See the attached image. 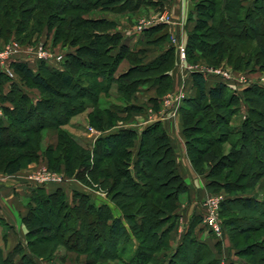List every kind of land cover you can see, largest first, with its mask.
<instances>
[{"label": "trees", "instance_id": "16d2710c", "mask_svg": "<svg viewBox=\"0 0 264 264\" xmlns=\"http://www.w3.org/2000/svg\"><path fill=\"white\" fill-rule=\"evenodd\" d=\"M158 1L164 0H0V31L3 27L9 35L20 24L25 27L33 21L35 25H42L40 19H45V24L57 31L55 42L75 49L60 69L44 62H38L35 69L20 62L11 63L14 74L40 94L33 99L12 82L9 95L0 96L1 102L12 105V108L1 106L0 143L14 141L15 147L22 151L16 157L33 160L38 154L43 130H58V145L47 147L41 154L54 170L60 171L63 167L68 175L76 173L80 179L82 173H88L92 162L90 173L98 172V180H95L99 185H108L112 191L109 201L120 210V215L115 216L107 205L96 206L88 193L74 192L73 205H70L62 188L47 192L42 186L32 187L29 214L23 218L27 242L17 243L7 254L0 250V264H37V259L50 260L60 244L69 251L87 255V264L99 259L118 260L121 264H220L209 245L200 242L195 233L202 217L193 218L177 246H171L178 220L177 203L187 187L163 125L156 122L139 133L132 129L111 130L121 114H127L128 118V114L140 111V107L127 102L122 108H102L99 103L98 86L102 83H117L119 91L125 95L149 84L162 96L171 84L169 64L174 50L162 49L156 59L142 64L138 56L147 51L144 47L132 49L121 33L115 31V23L88 19L86 15L97 8L116 12L125 4L138 7L147 3L155 5ZM244 1L201 0L192 12L196 20L189 38L216 33L219 37L227 35L230 40H238L245 33L254 45V53L264 60V0H249L243 5ZM209 4L213 10L208 9ZM202 7L206 12H202ZM255 24L261 25L260 29ZM163 28L147 29L143 34L144 45L163 42L166 31L154 34ZM206 44L210 45L206 57L211 58L212 45ZM190 47L189 53L195 49L203 52V48L195 44ZM227 53L229 57L230 52ZM250 57L234 59L238 60V70L249 66ZM122 59L128 60L131 67L115 75ZM156 70L159 73L148 75ZM136 74L140 76L134 78ZM85 77L93 78L92 82L85 81ZM191 77L197 94L184 100L180 114L186 155L193 170L205 178L207 192L224 190L229 195L220 204V217L232 206L258 213L244 220L222 221L225 230L235 232H230L234 255L249 257L245 262L237 260L228 264H264V256L257 255L264 251V234L258 240L249 239L251 233H264V199L232 194L264 178V136H255L264 135V87L252 85L237 94L217 79L208 84L204 74L196 72ZM84 100L93 104L88 125L102 133L92 148L61 130L70 117L85 109ZM158 100L156 97L152 102L158 104ZM240 107L245 111L244 119L240 126L231 128V119ZM231 137L235 140H230ZM225 143L230 147L227 152L222 147ZM106 161L109 164H103ZM4 166L2 171L6 170L7 163ZM115 188L123 190L120 197L124 202L115 201ZM138 200L142 203L137 206ZM47 202L51 209L55 208L54 215L59 210L73 214L70 221L62 225L65 234L57 235L53 223L36 217L37 205L42 207ZM97 227L108 233L107 241L106 238L101 240ZM200 229L204 230L202 225ZM58 236L62 238L60 242ZM241 238L248 244L240 245ZM73 240L71 249L69 243ZM55 241L57 244L51 245L48 251L38 247L42 242L46 245ZM219 246V242L216 243V248Z\"/></svg>", "mask_w": 264, "mask_h": 264}, {"label": "rangeland", "instance_id": "374dc122", "mask_svg": "<svg viewBox=\"0 0 264 264\" xmlns=\"http://www.w3.org/2000/svg\"><path fill=\"white\" fill-rule=\"evenodd\" d=\"M249 0H245L243 5L248 4ZM201 2V0H164L162 2L158 1L155 5L150 4H143L138 7H134L131 4L122 5L119 11H108V10H100L97 8L96 10L92 11L90 14H87L86 17L88 19H106L110 22L116 24L115 31L120 32L123 36V40L126 44L132 49H139L144 47L147 51L138 56V60L142 62V64H146L160 54L162 49H173L174 55L171 58L170 62V75L173 73L175 78L171 79V84L168 90H166L162 96H158L155 91V87L147 84L142 85L135 89L134 92L125 95L119 91V85L117 83H102V85L98 86V90L100 89L99 93V103L100 107H117L122 108L124 107L127 102H131L132 105L139 106L140 111L133 112L131 115L128 114V118H126L127 114H121L118 121H116L115 126L111 130L115 129H124L126 126L133 127L136 123H139L140 120H143L146 112L150 113H164L169 109L171 106L172 100L174 101L175 98H179L178 102H180L183 98L193 97L196 93V88L192 83V74L198 71L200 74H204L206 81L208 84L213 82L214 79H217L223 82L227 88L234 93L240 94L243 90L248 88L252 85H258L264 87V60H262L258 55L254 53V45H251L250 37H247V34L244 33L238 40H230V38L225 35L219 37L216 33L205 35H197V39H190L189 34L192 30V27L195 23L196 18L192 16V12L195 10V6ZM122 2L121 4H123ZM203 3V2H202ZM200 4V3H199ZM209 6H211L209 4ZM209 10L212 9V6L208 8ZM213 10V9H212ZM202 12H206V9L202 7ZM193 17V18H192ZM25 20V19H24ZM43 21L42 25H35L33 21H30L28 24L22 26L21 24L18 25L16 28L12 29V33L7 35L4 28H1L0 31V53L9 50H15L17 60L20 59H27L28 61L20 62L22 64H26L29 67L35 69L38 62L37 56L39 54H49L51 56L60 55L63 59L61 62L57 61H50L44 62L50 67L60 69L62 68V64L64 60L67 59V56L70 52H74L75 49L70 47L68 44H63L62 42H55L54 38L56 37L57 31L54 27L50 28L48 24H45V19H40ZM41 21V22H42ZM27 21H25L26 23ZM255 22V21H254ZM256 23V22H255ZM255 24L254 26H256ZM148 26L149 28L156 27V26H164L163 29L155 32L162 33L166 31L167 36L163 42L159 43H152L153 45H144L145 39L143 38V34L147 30H142L138 32V29L141 27ZM258 29H260L261 25H257ZM136 34V35H130ZM131 37H128V36ZM177 42L182 43V46L185 50L184 59L181 60L180 56H178L176 52L175 45ZM209 42L212 45V57H206V54L210 52L208 49L210 45L206 44ZM191 44H195L200 48H203V52L200 49H195L192 53L188 51ZM214 44V45H213ZM194 49V47H193ZM216 50V51H214ZM229 53V57H227V52ZM208 52V53H207ZM235 52V53H234ZM247 55V56H246ZM251 56V62L249 66L245 67L244 69L241 67L238 70V60H234L237 56H244L245 60L248 56ZM212 60H209V59ZM234 61V62H233ZM259 63V64H258ZM11 63L8 60L0 59V96L2 95H9L10 88L12 87V82H15L17 86H19L25 93L29 94L33 99L39 97V91L34 88L30 83L26 81H22L17 75L14 74V71L11 68ZM131 65L128 60L122 59L116 67L115 75H118L128 68ZM5 72H10L12 78H9ZM219 72V73H217ZM159 73L158 70L154 72L148 73V75H153ZM227 75L225 77L223 75ZM136 76H140L136 74ZM7 79H6V78ZM82 78V77H81ZM172 78V76H171ZM91 77H85V81L92 82ZM131 79V78H130ZM129 79V80H130ZM83 80V81H84ZM159 98L161 101L158 104H154L152 101L154 98ZM62 100V99H60ZM185 100V99H184ZM84 108L82 112L77 113L69 118V121L66 125H64L61 130L65 131L68 134H71L75 137V139L81 143L82 145L89 147L91 142H95V140L102 135L99 131L94 129L97 133L92 136L88 135L87 130L85 129L84 125L89 124V115L93 112V104L90 103L89 100H84ZM184 101L182 102L183 106ZM1 106H7L12 108L10 102L7 101H0V115H1ZM178 106V105H177ZM244 107V106H243ZM243 107H240L238 113L231 119L229 126L231 128H235L236 126H240L242 120L244 119L245 111ZM181 108V107H180ZM180 108L178 111L171 112L172 117L170 118L171 123L175 124V131L177 137L181 136L182 140H184L185 145V138L183 135V128H182V116L180 114ZM246 108V107H245ZM58 110V109H57ZM26 112V111H25ZM174 113V114H173ZM29 115V114H28ZM158 115V114H157ZM36 116V115H35ZM171 116V115H170ZM89 126V125H88ZM137 128V127H136ZM58 130L56 129H44L42 132V140L39 146V151L36 157L33 160L22 159L21 157H16L21 154V150L15 147L17 144H14V141L6 142L5 144L2 142L0 143V183L7 182V181H17L20 183H27L31 179L42 180L48 178L60 179L59 183L54 181H50L49 184L46 186L53 187L56 185L62 186V190L66 193L68 203L73 205V195L74 192L90 194V201L94 203L96 206L107 205L113 212L115 216L120 215V210L117 205L110 203L109 199L112 195L111 189L107 188L108 185H99L96 175L98 172H94L93 174L90 173L91 167L93 166L92 162L89 164V168L87 170L88 173L80 175L82 179L77 177L76 173H72L68 175L64 168L60 171H56L52 168L49 164L50 162L48 159L45 158L41 154V151L46 150L47 147H56L58 145ZM259 136H264L262 134L255 135L256 138ZM230 140L234 141L235 137L229 138ZM4 142V141H3ZM12 144V145H11ZM223 151L227 152L229 150V144L225 143L222 145ZM92 159V157H91ZM186 160L190 164L192 170L193 166L190 163L187 155ZM5 163H7V168L5 171L2 169L5 167ZM176 163V157H175ZM103 164H109V161H106ZM177 164V163H176ZM163 166V165H161ZM167 165H164V167ZM179 168V166H178ZM168 169V168H167ZM194 172V170H193ZM195 173V172H194ZM197 176L204 178L202 175L195 173ZM233 178V177H232ZM96 181H94V180ZM251 181V180H250ZM244 182V181H243ZM242 182V183H243ZM252 182V181H251ZM156 186L159 183H156ZM51 185V186H50ZM53 185V186H52ZM234 185V184H233ZM241 187V186H239ZM235 189V188H234ZM116 191V202H124V199L120 197L121 192L123 191L120 188H115ZM162 190H160L161 192ZM207 192V191H206ZM114 194V195H115ZM208 195H213L216 197H221L223 200L227 198L229 195L225 193L224 190L217 191L216 193L207 192ZM230 194V193H229ZM232 194H236L235 196H243V197H256L258 199H264V178L260 181L256 182L253 186L245 188L244 190H235ZM207 196V195H206ZM205 196V197H206ZM234 196V195H232ZM23 207L24 214L20 218V227L23 233V241L24 243L27 242L26 234L27 228L24 222V217L29 214V198H24L21 196H17ZM112 197V196H111ZM187 198V191H184L180 194L179 200L177 203V209L185 206V200ZM142 203L141 200L137 201V206ZM40 208V209H38ZM233 208V209H232ZM227 212H224L223 215L220 217L219 211V219L222 223L223 220H229L231 218L235 219H246L256 217L258 213L253 212L252 210H241L238 207L232 206ZM237 208V209H236ZM36 217L40 216L45 219H48L49 222L53 223L56 227L57 235L65 234L63 224H66L72 218V213L68 214L63 210H59L55 212L54 209L50 208V204L47 202L44 206L37 205L36 209ZM220 210V209H219ZM34 217V216H33ZM93 220V219H92ZM178 222V221H177ZM176 222V223H177ZM95 228L92 226V229ZM223 231L225 233V240L230 247V251H228V256H234V258L240 262H245L249 257H237L234 255L232 249V242L231 233L233 231L228 232L224 229L222 224ZM8 229V227H7ZM97 232L100 233V238L102 241H106L108 239V233L103 230L102 228L97 227ZM233 234V235H234ZM264 234L263 231H259L257 233H251L249 235L250 240H258L260 239L261 235ZM175 233H172V239ZM231 236V237H230ZM59 237V236H58ZM62 238H58L60 242ZM245 239V238H244ZM244 239H239L241 242L240 245L248 244V241L243 242ZM73 241H70L69 245L70 248H73ZM46 242H42V245L38 246L42 249V251H48L51 245L57 244V241L53 243L46 244ZM264 246V244L262 245ZM7 242L4 238H2L0 234V250L3 251L4 254H7ZM264 250V249H263ZM60 251H63V255H60ZM7 252V253H6ZM48 254V252H47ZM161 254V253H160ZM260 254V255H259ZM258 256H264V251H261L257 254ZM161 256V255H160ZM54 257H57L56 260L51 264H87V255L80 254L75 251H69L65 246L61 244L57 246L56 251L54 252L52 258L50 260L47 259H37V264H48L51 260H54ZM93 264H121L118 260H102L99 259L95 261Z\"/></svg>", "mask_w": 264, "mask_h": 264}, {"label": "crops", "instance_id": "0c3cea01", "mask_svg": "<svg viewBox=\"0 0 264 264\" xmlns=\"http://www.w3.org/2000/svg\"><path fill=\"white\" fill-rule=\"evenodd\" d=\"M157 1V0H154ZM137 34V33H136ZM130 33V35H136ZM128 37H131V36ZM129 45V44H128ZM172 79L175 78L173 73L171 74ZM174 80V79H173ZM190 98V97H187ZM180 100L177 104H171L169 109L164 113H150L146 112L143 120H140L139 123H135L133 127L126 126L124 129H132L137 131L138 133L142 131L145 127L160 122L165 128L169 138L170 143L174 149L175 157H176V165L179 166L178 170L183 177V180L187 187V198L185 200V206L178 208L176 213L178 215V222L176 223V227L174 229V237L171 240V246L174 248L179 243L181 236L187 229L190 222H192L193 218H199L203 216V209L201 206L202 200L205 198L207 194L205 184V178L197 176L188 161L186 160V150L184 145V140L182 137H177L175 131V124L169 122L172 117L171 112L178 111L181 107L182 102ZM160 99L158 103H160ZM178 105V106H177ZM158 114V115H157ZM174 114V113H173ZM171 115V116H170ZM85 129L88 125H84ZM137 127V128H136ZM89 135V134H88ZM91 136V135H90ZM94 141L89 144L90 148H92ZM51 186V185H50ZM53 186V185H52ZM47 192L51 190H55L57 188H62L60 185H56L53 187L45 186L44 187ZM31 189L27 183L23 184L17 181H7L0 183V234L2 238H4L7 242V252L11 251L17 243H21L24 245L23 241V233L20 227V218L24 214L23 207L21 205V201L17 196H21L24 198H29L31 196ZM201 225H197L195 229V233L200 242H204L212 250V253L215 258L220 260V264H228V262H237L234 256H228L226 254L230 251V247L228 246L225 237L224 240L218 241L209 234H207L204 230H201ZM8 227V229H7ZM220 244L219 248H216V243ZM6 252V253H7ZM64 253L60 251V255L62 256ZM57 257H54V260H51L48 264L53 263Z\"/></svg>", "mask_w": 264, "mask_h": 264}, {"label": "built area", "instance_id": "2783aa9c", "mask_svg": "<svg viewBox=\"0 0 264 264\" xmlns=\"http://www.w3.org/2000/svg\"><path fill=\"white\" fill-rule=\"evenodd\" d=\"M148 29V26H144L141 27L140 29H138V32L142 31V30H146ZM176 47V52L178 54V56H180L181 60L184 59V54H185V50L182 46V43L177 42V44L175 45ZM16 52L15 50H9V51H5L3 53H0V59L2 60H8L10 61V63L12 62H25L28 61L27 59H20L17 60L18 58H16ZM37 61H43V62H50V61H63L62 57L60 55L57 56H51L49 54H39L37 57ZM197 73H199L198 71H196ZM219 73V72H217ZM5 74L9 77L12 78V75L10 72H5ZM224 76V81L226 80L225 77H227V75H223ZM179 98H175L174 101L172 100L171 104H177ZM181 100V97H180ZM86 130L88 132L89 135H95L97 132L90 126L86 127ZM98 134V133H97ZM54 181L56 183L60 182V179H51V178H46V179H42V180H37V179H31L29 182H27V185H29L30 187H35V186H42L45 187L47 184H49L50 181ZM223 198L221 197H216V196H211V195H207L201 202V206L203 209V216H202V221L201 224L203 226L204 231L213 236L216 240L218 241H223L224 237H225V233L223 231L222 228V223L219 219V209H220V204L222 203Z\"/></svg>", "mask_w": 264, "mask_h": 264}]
</instances>
